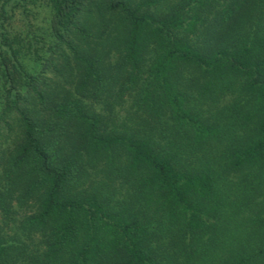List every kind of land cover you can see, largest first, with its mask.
Instances as JSON below:
<instances>
[{"label": "trees", "instance_id": "obj_1", "mask_svg": "<svg viewBox=\"0 0 264 264\" xmlns=\"http://www.w3.org/2000/svg\"><path fill=\"white\" fill-rule=\"evenodd\" d=\"M0 264H264V0H0Z\"/></svg>", "mask_w": 264, "mask_h": 264}]
</instances>
